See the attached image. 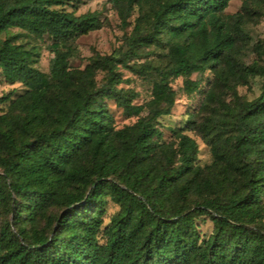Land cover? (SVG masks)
<instances>
[{"label": "trees", "instance_id": "1", "mask_svg": "<svg viewBox=\"0 0 264 264\" xmlns=\"http://www.w3.org/2000/svg\"><path fill=\"white\" fill-rule=\"evenodd\" d=\"M74 1L0 0V76L27 88L0 115V207L12 212L0 227V264H264V40L250 63L237 54L242 24L264 0L232 14L231 0H110L145 9L125 58L143 45L168 47L147 116L118 87L121 59L93 62L106 72L100 85L97 66L65 64L71 50L61 46L100 25L95 12L64 9ZM13 27L51 39L49 72L15 36L1 38ZM206 70L214 79L202 106L211 109L198 131L211 161L202 166L192 137L161 143L154 120L174 103L171 79L182 77L190 94L200 86L192 75ZM254 77L258 94L241 96L237 87ZM107 99L137 120L117 127ZM108 200L119 209L104 225ZM201 215L213 224L207 236Z\"/></svg>", "mask_w": 264, "mask_h": 264}, {"label": "rangeland", "instance_id": "2", "mask_svg": "<svg viewBox=\"0 0 264 264\" xmlns=\"http://www.w3.org/2000/svg\"><path fill=\"white\" fill-rule=\"evenodd\" d=\"M244 0H231L226 13L232 14L241 11ZM252 11L246 16L242 24L245 33V40L240 43L238 58L248 64L254 59L251 48L258 40H264V4L261 1L255 2ZM64 9L74 11L76 15L95 12L99 18L98 28L86 34L70 39L62 49L69 48L70 55L66 58L67 67L84 69L88 64H93L98 58L110 56L121 59L123 62L117 64V71L120 75L118 87L130 90L135 93L133 103L144 105V110L139 116L149 114L151 88L153 81L158 78V71L164 70L168 65L167 44L154 43L139 47L137 56L125 58L124 54L128 48L129 38L132 36L137 18L141 16L145 20L144 8L134 4L130 10L126 6L117 5L110 0H78L67 3ZM144 25V24H143ZM15 36V42L22 43L30 49L36 57L35 66L43 71L49 72L54 58L50 51L51 39L43 35L38 37L19 28H9L1 34V38ZM95 81L98 85L105 81V70L95 62ZM133 65L135 70L129 69L126 65ZM192 78L199 79L198 90L188 94L183 89L182 77L170 80L174 92V103L169 113L158 116L154 123L161 130L159 142L168 143L174 141L176 134L181 133L192 137L198 145L197 162L202 166L210 163L211 152L209 146L204 143L201 132L198 131L199 123L208 114L211 107H203L205 97L214 79L213 70H206L204 73H194ZM259 77L249 78L248 83L237 87L238 93L248 99L253 98L259 92ZM27 88L20 82L9 83L0 76V115L10 110L12 101L20 95H24ZM109 111L112 113L117 127L131 124L137 120V116L127 117L114 100H105ZM189 202L193 206L195 198ZM119 207L110 200L107 201L104 214V225L109 222L111 215L118 211ZM12 221V212L7 205L0 207V227L6 226ZM44 221H42L43 225ZM196 224L201 236H207L213 229L209 216L201 215L196 217ZM102 241V239H100Z\"/></svg>", "mask_w": 264, "mask_h": 264}]
</instances>
